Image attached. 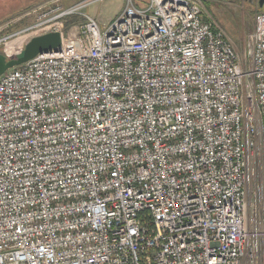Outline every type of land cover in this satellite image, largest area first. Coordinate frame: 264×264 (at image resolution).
Segmentation results:
<instances>
[{
  "label": "built area",
  "instance_id": "2783aa9c",
  "mask_svg": "<svg viewBox=\"0 0 264 264\" xmlns=\"http://www.w3.org/2000/svg\"><path fill=\"white\" fill-rule=\"evenodd\" d=\"M99 1L0 75V264H264V8L239 49L203 0Z\"/></svg>",
  "mask_w": 264,
  "mask_h": 264
},
{
  "label": "rangeland",
  "instance_id": "374dc122",
  "mask_svg": "<svg viewBox=\"0 0 264 264\" xmlns=\"http://www.w3.org/2000/svg\"><path fill=\"white\" fill-rule=\"evenodd\" d=\"M81 0H0V39L32 26L46 29L50 20L59 11L76 5ZM126 0H101L82 12L96 18L101 26L108 24L124 8ZM5 2V4H3ZM204 15L214 25L220 27L242 49L246 37L254 28L256 15L261 11L257 3L248 0H203ZM61 8L57 10V8ZM264 8V7H263ZM58 12H57V11ZM64 29L85 21L82 14H71L59 19ZM31 30L17 34L0 42V52L9 56L20 54L24 48V40H28ZM35 31V30H34ZM21 48V49H20Z\"/></svg>",
  "mask_w": 264,
  "mask_h": 264
},
{
  "label": "water",
  "instance_id": "95a60500",
  "mask_svg": "<svg viewBox=\"0 0 264 264\" xmlns=\"http://www.w3.org/2000/svg\"><path fill=\"white\" fill-rule=\"evenodd\" d=\"M260 7H264V0H260ZM61 42V33L53 31L33 37L25 44L20 54L15 55L13 58H8L0 52V75L13 67L28 62L41 53L57 49L61 45Z\"/></svg>",
  "mask_w": 264,
  "mask_h": 264
},
{
  "label": "flooded vegetation",
  "instance_id": "af4514ba",
  "mask_svg": "<svg viewBox=\"0 0 264 264\" xmlns=\"http://www.w3.org/2000/svg\"><path fill=\"white\" fill-rule=\"evenodd\" d=\"M248 1H249V3H254V1H255V3H257L258 6H260V0H248Z\"/></svg>",
  "mask_w": 264,
  "mask_h": 264
},
{
  "label": "trees",
  "instance_id": "16d2710c",
  "mask_svg": "<svg viewBox=\"0 0 264 264\" xmlns=\"http://www.w3.org/2000/svg\"><path fill=\"white\" fill-rule=\"evenodd\" d=\"M3 4H5V2H4ZM261 10H263V7L261 8ZM3 54H5L8 58H13V57L15 56V55L9 56V55H7V54L4 53V52H3Z\"/></svg>",
  "mask_w": 264,
  "mask_h": 264
}]
</instances>
